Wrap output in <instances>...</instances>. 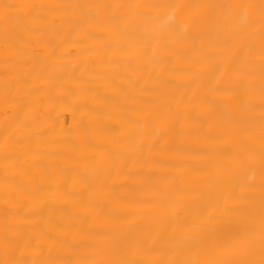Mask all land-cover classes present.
I'll return each instance as SVG.
<instances>
[{
  "label": "bare ground",
  "instance_id": "obj_1",
  "mask_svg": "<svg viewBox=\"0 0 264 264\" xmlns=\"http://www.w3.org/2000/svg\"><path fill=\"white\" fill-rule=\"evenodd\" d=\"M0 264H264V0H0Z\"/></svg>",
  "mask_w": 264,
  "mask_h": 264
}]
</instances>
